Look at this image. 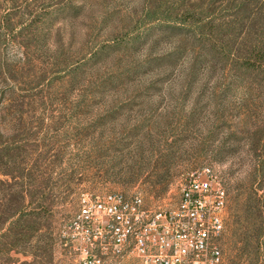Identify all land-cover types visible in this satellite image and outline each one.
Masks as SVG:
<instances>
[{
    "label": "rangeland",
    "instance_id": "1",
    "mask_svg": "<svg viewBox=\"0 0 264 264\" xmlns=\"http://www.w3.org/2000/svg\"><path fill=\"white\" fill-rule=\"evenodd\" d=\"M159 2L0 0V140L22 152L14 175L25 168L50 178L54 205L44 234L53 249L51 264H78L62 247L60 230L85 194H140L149 212L168 211L177 204L179 183L203 168L227 186L246 188L252 156L264 152V94L256 85L243 78L229 86L227 74L192 72L190 49L173 63L164 61L173 50L166 40L148 47L158 34L151 11ZM153 58L162 59L147 66ZM155 121L168 133L185 135V151L142 152L139 161L132 141ZM142 169L135 178L132 172ZM164 170L169 184L155 196L150 183ZM233 194L228 191V199ZM232 224L226 207L222 264L234 254L227 234ZM23 251L12 250L11 264H37L33 251L15 255Z\"/></svg>",
    "mask_w": 264,
    "mask_h": 264
},
{
    "label": "trees",
    "instance_id": "2",
    "mask_svg": "<svg viewBox=\"0 0 264 264\" xmlns=\"http://www.w3.org/2000/svg\"><path fill=\"white\" fill-rule=\"evenodd\" d=\"M159 1L151 11L158 17V34L150 42V49L160 41H168L173 50L162 58L172 63L177 55L190 49L194 53L192 72L203 70L206 77L227 74L232 79L229 86L246 78L250 87L256 85L264 94V0ZM35 25L36 22L29 24L37 28ZM6 30L10 32L12 28ZM101 56L90 59L97 61ZM161 59L153 58L147 66ZM172 134L164 127L160 129L156 121L142 126V133H136L132 141L135 158L143 161L142 152H184L185 135ZM251 140L253 143L255 138ZM259 148L252 146L254 151ZM16 151L12 141L0 140V264L12 263L14 249L33 251L37 264H51L53 249L44 234L54 205L52 189L47 185L50 178L35 177L25 168L19 176L14 175L13 167L22 154ZM160 160L166 165L168 156L162 155ZM252 160L249 186H227L222 180L227 194L234 193L227 203L234 225L227 232L234 241V254L228 264H264V152L256 153ZM143 172L144 169L132 174L139 178ZM154 175L151 191L159 196L169 184V172ZM24 251L15 255L25 257L28 252Z\"/></svg>",
    "mask_w": 264,
    "mask_h": 264
},
{
    "label": "built area",
    "instance_id": "3",
    "mask_svg": "<svg viewBox=\"0 0 264 264\" xmlns=\"http://www.w3.org/2000/svg\"><path fill=\"white\" fill-rule=\"evenodd\" d=\"M174 208L149 212L140 194H85L61 226V245L78 264H222L228 194L208 168L179 183ZM119 264V261L116 263Z\"/></svg>",
    "mask_w": 264,
    "mask_h": 264
}]
</instances>
